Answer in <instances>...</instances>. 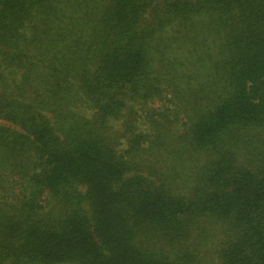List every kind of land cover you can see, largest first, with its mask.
I'll use <instances>...</instances> for the list:
<instances>
[{"label":"trees","instance_id":"16d2710c","mask_svg":"<svg viewBox=\"0 0 264 264\" xmlns=\"http://www.w3.org/2000/svg\"><path fill=\"white\" fill-rule=\"evenodd\" d=\"M198 16L222 40L165 177L106 121L158 94L156 36ZM2 66L19 80L0 73V264H201L214 232L219 264H264V0H0Z\"/></svg>","mask_w":264,"mask_h":264},{"label":"rangeland","instance_id":"374dc122","mask_svg":"<svg viewBox=\"0 0 264 264\" xmlns=\"http://www.w3.org/2000/svg\"><path fill=\"white\" fill-rule=\"evenodd\" d=\"M221 40L222 31L215 29L206 16L194 17L191 24L186 26L172 24L156 36L155 49L150 53V71L160 79L155 83L158 94L155 93L149 99L128 102L118 118L106 121L119 154L127 150L130 139L142 136L141 148L146 150L143 157L162 175L171 177L168 168L169 165H174L175 159L170 152L187 145V139L183 140V136L186 135L187 138L198 109H205L210 97V90L202 87L207 80L208 63L204 60L205 56L209 54L214 58ZM4 68L5 66L0 67V73L8 82H18L19 74H8L10 68H5L8 72ZM169 80H172L170 85ZM74 110L85 119H91L95 115L94 109L83 102L78 103ZM1 127L11 128V125L0 121ZM156 135L160 137L158 146L161 149L162 144L167 146V149L163 148L166 153L163 152L161 156L154 152V148L148 151ZM244 152L248 157L245 159H250L251 153L247 150ZM198 155L195 152V161L191 166L201 165L203 156ZM241 160L240 157L239 161L243 164ZM259 160L254 159V162ZM191 166L188 162L187 167ZM144 174L148 175L147 172ZM188 184L189 181L183 183L178 179L174 181L173 188L181 190ZM79 190L85 193V187L81 186ZM39 204L42 212L46 213L51 204L48 193L43 194ZM219 241L220 236L214 232L213 238L203 243L201 264H219L216 255Z\"/></svg>","mask_w":264,"mask_h":264}]
</instances>
